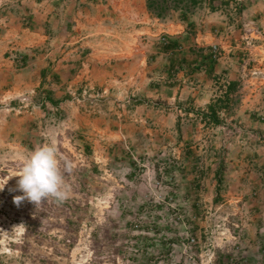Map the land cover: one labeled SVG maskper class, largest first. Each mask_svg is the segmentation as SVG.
I'll list each match as a JSON object with an SVG mask.
<instances>
[{"label":"crops","instance_id":"crops-1","mask_svg":"<svg viewBox=\"0 0 264 264\" xmlns=\"http://www.w3.org/2000/svg\"><path fill=\"white\" fill-rule=\"evenodd\" d=\"M223 1L164 11L149 0H0V121L64 120L94 143L97 163L130 167V177L138 164L158 170L137 154L163 141L178 154L171 179L179 159L214 186L229 166L231 200L249 193L264 208V0ZM238 22L261 29L254 47ZM84 87L105 98L93 112L73 99Z\"/></svg>","mask_w":264,"mask_h":264},{"label":"rangeland","instance_id":"rangeland-1","mask_svg":"<svg viewBox=\"0 0 264 264\" xmlns=\"http://www.w3.org/2000/svg\"><path fill=\"white\" fill-rule=\"evenodd\" d=\"M154 1L158 9L173 5ZM196 5L182 3L188 11ZM237 25L244 33L243 23ZM85 91L90 97L83 99ZM73 99L93 112L105 98L84 87ZM20 103L33 105L29 97ZM82 134L55 118L32 127L19 116L11 125L0 121V264H264V208L249 193L248 201L231 200L236 188L229 166H222L214 186L208 177L196 179L191 164L182 170L179 159L171 163V179L166 163L178 154L161 151L165 143L157 140L145 150L144 140L137 156L155 158L158 170L144 172L138 164L130 177V167L97 163L94 143ZM51 139L73 165L65 172L71 194L63 202L25 199L18 206L14 197L23 192L16 175L24 159Z\"/></svg>","mask_w":264,"mask_h":264},{"label":"clouds","instance_id":"clouds-1","mask_svg":"<svg viewBox=\"0 0 264 264\" xmlns=\"http://www.w3.org/2000/svg\"><path fill=\"white\" fill-rule=\"evenodd\" d=\"M72 170L71 162L60 156L56 140L51 139L24 159L23 167L16 175L23 195L14 197V203L19 206L27 199L39 205L49 198L59 202L67 200L71 187L66 183L65 172L71 173ZM4 186H0V191Z\"/></svg>","mask_w":264,"mask_h":264},{"label":"built area","instance_id":"built-area-1","mask_svg":"<svg viewBox=\"0 0 264 264\" xmlns=\"http://www.w3.org/2000/svg\"><path fill=\"white\" fill-rule=\"evenodd\" d=\"M243 25H244V30H245L243 33V36H244L243 41L246 43V45L248 44L249 47H254L255 46V40H257L256 37H259L262 34L261 29L257 25H252L249 22H245V23H243ZM251 28H252V30H251ZM252 34H254L256 37H252ZM163 43L166 44L167 43L166 40H163ZM213 54H214V58L217 59L219 54H220V49L218 46L213 47ZM84 93L85 94L83 96V99H85L86 95L88 97H90V95L87 94V91H85Z\"/></svg>","mask_w":264,"mask_h":264},{"label":"trees","instance_id":"trees-1","mask_svg":"<svg viewBox=\"0 0 264 264\" xmlns=\"http://www.w3.org/2000/svg\"><path fill=\"white\" fill-rule=\"evenodd\" d=\"M157 1V0H156ZM192 3H195V0H190ZM183 2H185V0H172V3H173V6L174 7H178L179 5H182V3ZM224 2V4H228L230 1H226V0H224L223 1ZM163 3H165V4H167L168 3V0H163ZM155 4H156V2L154 1V0H149V8L152 10V8L155 6ZM162 10H164L165 9V7L164 8H161ZM165 11V10H164ZM161 13H159V15H160ZM233 89V87L232 86H230L229 87V90H228V92H227V95H229V93H230V91ZM49 100H51L52 101V99L50 98V97H47ZM210 110L214 113L215 112V108H214V105H212L211 107H210ZM216 121H218V120H216Z\"/></svg>","mask_w":264,"mask_h":264}]
</instances>
